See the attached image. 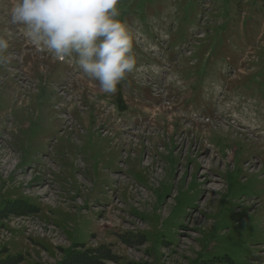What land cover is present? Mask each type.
Returning <instances> with one entry per match:
<instances>
[{"label": "rangeland", "instance_id": "1", "mask_svg": "<svg viewBox=\"0 0 264 264\" xmlns=\"http://www.w3.org/2000/svg\"><path fill=\"white\" fill-rule=\"evenodd\" d=\"M10 4L0 211L37 222L0 238V264H264V138L236 127L264 133V0H119L136 68L112 94Z\"/></svg>", "mask_w": 264, "mask_h": 264}, {"label": "clouds", "instance_id": "2", "mask_svg": "<svg viewBox=\"0 0 264 264\" xmlns=\"http://www.w3.org/2000/svg\"><path fill=\"white\" fill-rule=\"evenodd\" d=\"M119 0H11L10 22L21 25L30 42L58 60L76 57L89 78L99 82L105 94L136 68L133 36L119 18ZM8 41L0 36V64Z\"/></svg>", "mask_w": 264, "mask_h": 264}, {"label": "trees", "instance_id": "3", "mask_svg": "<svg viewBox=\"0 0 264 264\" xmlns=\"http://www.w3.org/2000/svg\"><path fill=\"white\" fill-rule=\"evenodd\" d=\"M34 210V207L32 205L26 203V202H19L18 204L15 203H9L8 205H4L3 209L0 211V216H6L8 214H22V213H28L32 212ZM86 253H89L85 251L83 254H73L70 257H72L71 261L68 264H99V259H101L99 255L97 254H92L89 253L86 255ZM100 254V253H99ZM80 255V256H79ZM104 255V254H103ZM99 257V258H98ZM223 259V258H221ZM231 264V260L226 258L225 260L222 261L221 264ZM206 264H217L216 262L212 261L211 263H206Z\"/></svg>", "mask_w": 264, "mask_h": 264}, {"label": "bare ground", "instance_id": "4", "mask_svg": "<svg viewBox=\"0 0 264 264\" xmlns=\"http://www.w3.org/2000/svg\"><path fill=\"white\" fill-rule=\"evenodd\" d=\"M28 39V38H27ZM167 109H169V107H167ZM237 117H239L238 115L235 117V118H237ZM238 121H236V120H234V121H232L231 123L233 124V125H235L234 123H237ZM251 123V122H250ZM236 127L238 128V129H240L241 131H249V132H255L256 133V136H259V137H261V138H264L263 136H264V133H258L257 132V130L259 129V127L256 125L255 126V123H253V128H250V129H246V130H244L243 129V126H240V125H236ZM243 129V130H242ZM254 129V130H253Z\"/></svg>", "mask_w": 264, "mask_h": 264}, {"label": "built area", "instance_id": "5", "mask_svg": "<svg viewBox=\"0 0 264 264\" xmlns=\"http://www.w3.org/2000/svg\"><path fill=\"white\" fill-rule=\"evenodd\" d=\"M22 223H27V224H29V226L31 227V226H33V225H35L34 223V221H29L28 219H26V220H22L21 221ZM14 222H12V224H13ZM15 225H19V224H17V223H14ZM10 235V233L7 231V230H4L3 232H2V234H1V237L0 238H7L8 236Z\"/></svg>", "mask_w": 264, "mask_h": 264}]
</instances>
